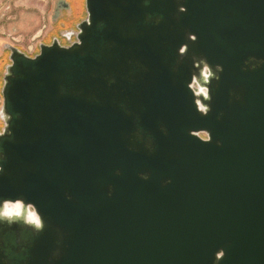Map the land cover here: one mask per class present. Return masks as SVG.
Here are the masks:
<instances>
[{"label": "water", "instance_id": "obj_1", "mask_svg": "<svg viewBox=\"0 0 264 264\" xmlns=\"http://www.w3.org/2000/svg\"><path fill=\"white\" fill-rule=\"evenodd\" d=\"M3 74L0 264H264V0H84Z\"/></svg>", "mask_w": 264, "mask_h": 264}, {"label": "rangeland", "instance_id": "obj_2", "mask_svg": "<svg viewBox=\"0 0 264 264\" xmlns=\"http://www.w3.org/2000/svg\"><path fill=\"white\" fill-rule=\"evenodd\" d=\"M55 0H0V108L2 104L1 87L6 66L10 63L9 47H17L29 56L39 52L43 38L51 28L50 15ZM86 17L84 0L82 9L74 16L76 25ZM51 43L53 40L51 39ZM39 46V47H38ZM4 53V56L1 55ZM3 126L0 118V129Z\"/></svg>", "mask_w": 264, "mask_h": 264}, {"label": "flooded vegetation", "instance_id": "obj_3", "mask_svg": "<svg viewBox=\"0 0 264 264\" xmlns=\"http://www.w3.org/2000/svg\"><path fill=\"white\" fill-rule=\"evenodd\" d=\"M79 9H82V0H55L50 15L51 28L43 38L42 44H51L52 39L61 45H66L73 40L75 31L73 27L75 23L74 16ZM8 52H10V49H8ZM1 56L3 57L4 53ZM2 61L0 60L1 66Z\"/></svg>", "mask_w": 264, "mask_h": 264}]
</instances>
